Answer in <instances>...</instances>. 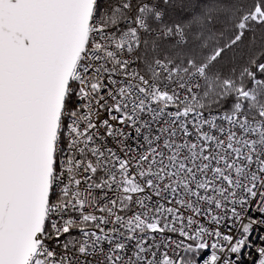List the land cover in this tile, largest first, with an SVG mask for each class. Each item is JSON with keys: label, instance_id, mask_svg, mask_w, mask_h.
<instances>
[{"label": "snow or ice", "instance_id": "6c2138e0", "mask_svg": "<svg viewBox=\"0 0 264 264\" xmlns=\"http://www.w3.org/2000/svg\"><path fill=\"white\" fill-rule=\"evenodd\" d=\"M0 264H264V0H0Z\"/></svg>", "mask_w": 264, "mask_h": 264}]
</instances>
